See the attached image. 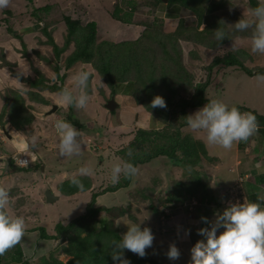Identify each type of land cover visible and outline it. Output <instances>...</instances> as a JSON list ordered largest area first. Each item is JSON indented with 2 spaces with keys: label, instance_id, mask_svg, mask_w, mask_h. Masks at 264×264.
<instances>
[{
  "label": "rangeland",
  "instance_id": "374dc122",
  "mask_svg": "<svg viewBox=\"0 0 264 264\" xmlns=\"http://www.w3.org/2000/svg\"><path fill=\"white\" fill-rule=\"evenodd\" d=\"M126 1H134L136 3L138 0H11L9 7L0 9V114L4 118V127L0 125V180L5 182V186L10 193L11 207L9 211L14 215L24 216L27 222V235L24 237L23 242L8 252L15 256L20 249L23 252L24 259L29 260L30 264H45L49 262L51 257L62 264H69L72 261V256L62 250L63 246H68L67 242L61 239L53 240L57 242L56 246L45 250V241L35 245L33 239L35 240L36 236L33 237L32 233L29 232L35 228H45L48 235H57L56 225L60 223L68 225L78 219L85 212L91 199L90 193L88 196L78 197L75 200L72 198H61L60 201L48 203L45 198L46 191L55 192L58 189L59 182L71 179L74 175L79 176L77 170L85 164H90L94 157H98L100 162L103 161V163L101 162L102 164L97 163L90 175L94 180V185H96L94 192H101L107 186L112 185L110 171L112 164L119 158L118 151L125 147L135 137L137 131L141 129L136 122L137 117L134 113L135 117H130L129 123H126V128L121 127L122 122H125L123 109L127 102L120 105L119 109L114 112H110L106 108L107 102L113 97L110 89L92 64L77 62L71 67H67L66 61L74 52L75 43L72 42L62 53L61 57L55 54L53 41L60 48L64 47L66 43L68 29L65 18L71 17L74 20H80L83 26L91 22L96 23V45L101 42L119 44L136 40L145 30V27L140 24L145 21H153L157 19V16L160 17L158 19L163 21L166 32L174 31L181 19L185 20L187 26L197 25L195 14L187 9H183L178 16L175 14L167 15V13L160 14L156 13L154 7L147 6L145 0H139L136 4L137 8L133 16L134 24L116 21L112 17L116 5L122 9V13L130 15V6L127 5ZM231 2L233 6H229L226 14L221 11L218 12L221 17L225 16L228 18L229 12H234L235 10H238L242 17L246 10L245 8L251 9L247 7L249 5L247 0H232ZM208 4L207 2L206 5ZM48 6L51 7L49 12H44V10L39 12L41 19L34 16L35 11ZM204 28L205 25L201 27V30ZM45 31L48 34H45ZM49 36L52 38V44L49 42ZM232 40L228 45L219 49H200L203 52L199 51V53L203 54L204 60L194 61L193 72L196 74V80L208 81L209 85L205 92L208 100L222 99L230 107H242L245 106V102L263 107L264 105L259 104H264V85L253 81L255 80L254 78H251L238 68L214 69L208 79L210 72L205 71L203 67L210 65L216 57H223L234 49H242L241 51L246 50L250 53L245 54L247 57L246 65L249 68L264 67V55L252 52L250 39L236 40L234 49H232L234 43ZM183 47L186 55L193 48V46L185 43H183ZM5 60L11 62L14 67L10 68L4 65ZM48 60L51 66L46 64ZM55 66L60 68V76L61 78L64 77L63 80H60L61 78L54 71ZM77 69L89 70L91 76L93 75L91 79L94 81V85L90 89L93 98L86 111L73 107L72 118L84 126L82 129L77 127V130L84 134L86 145L82 144L83 153L80 156L65 158L58 155L55 147L58 143V136L54 132L53 124L56 119L66 121L67 112H69L68 110L71 109V106H59L54 113L50 114L53 106L57 105L56 95H49L53 98H49L53 102L48 105L33 102V100H30V95H28L31 89L30 84L27 82L22 83L13 73L16 72L25 78L34 79L37 78V71H39L48 78V81H52L58 86L62 84L64 87L68 84L69 77ZM125 86H121L120 90L123 91ZM120 94L117 95L119 100L121 99ZM44 95H47V93ZM17 96L27 99L25 101V109L27 113L34 116L33 124L26 125L27 127L24 131H19L11 124L9 110L4 101L5 97L13 99L18 98ZM132 98H130V101H132ZM133 100L135 101L134 98ZM136 111V114L141 113V123L147 124L151 130L155 128L156 122H153V124L152 122L151 124L146 123L145 117L152 119L151 116L147 115L146 112H141L138 107ZM136 111L134 109V112ZM189 111V115H192L197 110L194 112L192 110ZM158 127L161 128L162 125L159 124ZM3 128L11 135H13V132H17L28 137L34 133L38 135L46 133V135L40 137L37 147H29V151L37 154L35 156L36 161L31 162L26 168H21L22 170H13L9 163L10 160L14 161V165L18 168L19 166L15 164V155L22 157L24 154L15 151V148L10 143L12 139L5 135ZM184 132L190 133L196 139L205 142L209 158H205L204 161L208 164H205L203 168H189L188 165L184 164L176 167L169 161L161 160V165L168 164L165 165L168 166L166 169L162 166L155 170H149L148 166L145 165V167H139L137 179L141 183H139V187L134 192L136 194L140 192V189L146 188V199L143 200V203L141 200V202H137V200L131 199L133 213L138 218V221L134 222V224L140 225L141 228L147 226V223L151 225L149 228H152L155 232H162L161 221L163 216L168 213L171 215L169 218L173 219V221L170 222L168 227L166 226V237H163L164 242L168 241L165 242L166 244L172 243L171 239H176L178 232L182 231L185 225H192L188 228V230H191L190 237L197 231V225L198 222H201V217H198L197 220H195V217L200 213L202 214V212H193L192 210L195 209L194 205H197L196 209L198 211H203V209L208 207L211 211L216 209L215 212H220V210L223 212L230 204L243 203L246 197L249 199V195L254 193L258 195L264 194V190L255 181L257 174H264L263 135L258 134L256 131L247 142L235 143L231 150H224L219 147L209 146L203 134L194 133L188 127L184 129ZM259 141H261V144ZM94 148H97V150H94ZM90 150H93L97 155L93 156ZM27 158L31 159L28 155ZM153 167L157 166L153 164ZM198 171L208 173L210 178L208 187L218 198L220 207L204 201L205 205L198 197H196L197 200L194 203L190 204V201L187 200L188 204H180L173 206V208L164 204L165 199L171 194L170 191L175 188L176 183L180 180L189 179L192 174L195 176ZM141 173L142 175L139 177ZM149 188L154 189L152 194L149 193ZM228 193L229 196H226ZM98 199V204L107 206H111L110 203L115 202L111 195L100 196ZM123 202H125L123 197H120L117 203L122 204ZM117 203H115L116 206ZM153 207H156L159 215L153 213L154 211L151 209ZM215 218L216 215H212L209 217V221H213ZM116 225L125 233L127 225H123L119 221L116 222ZM203 225L204 223H201L200 229ZM160 243L163 244V242ZM26 249L30 250L32 255H26ZM171 264H190V260L181 256L178 260H171Z\"/></svg>",
  "mask_w": 264,
  "mask_h": 264
},
{
  "label": "trees",
  "instance_id": "16d2710c",
  "mask_svg": "<svg viewBox=\"0 0 264 264\" xmlns=\"http://www.w3.org/2000/svg\"><path fill=\"white\" fill-rule=\"evenodd\" d=\"M138 1L136 3L134 1H126L127 5L130 6L129 16L126 13H122V9L116 5L112 17L122 23L134 24L133 16ZM231 1L167 0L166 2V0H145L147 6L154 7L156 13L160 14L167 13L178 16L183 9H187L195 14L197 25L187 26L185 20L181 19L174 31L166 32L163 21L158 19L160 17L157 16V19L153 21H145L140 24L145 27V30L138 39L119 44L101 42L96 45V23L91 22L83 26L80 20H74L71 17L65 18L68 29L66 43L64 47L60 48L53 41L55 54L61 57L65 49L72 42L75 43L76 48L66 61L67 67H71L77 62L92 64L110 89L112 97H116L121 91V86L126 85L123 92L133 97L144 111L155 118L158 125H162L161 128L158 127L152 130L139 129L135 137L118 151V157L121 160L130 162L137 167L147 165L158 158H164L176 167L184 164L188 165L189 168H203L205 164H208L204 161L205 158H209L205 142L196 139L190 133L184 132V129L187 128L184 118L189 115V110L194 112L209 102L205 96L209 85L208 81H197L196 74L193 72L194 61L204 60L203 54L199 53V51H202L200 49H219L228 45L232 39H250L251 29L245 32H237L234 27L228 26L235 25L237 21L243 18L238 10H235L236 13H234L235 11L229 12L228 18L225 16L221 17V14L218 13L221 11L226 14L229 6H233ZM207 2L209 3L208 5H206ZM247 2L249 4L247 7L251 9L257 7L259 3L258 0H247ZM43 10L44 12H49L51 7L48 6L35 11L34 16L41 19L39 12ZM220 21H224V24H220ZM203 25H205V28L201 30ZM219 28L223 29L228 37L222 42H218L215 39L214 32ZM45 34L48 33L45 31ZM51 39L50 37V43ZM183 43L193 46L187 55L185 54ZM241 50L234 49L229 51L225 56L216 57L210 65L204 66V70L210 72L208 79L214 69L221 70L233 67L238 68L250 77H254L256 74H264V67L258 66L254 70L246 65L247 57L245 54L250 53L246 50ZM46 64L51 66L49 60ZM4 65L10 68L14 67L11 62L6 60ZM54 71L61 78V70L58 66L54 67ZM37 72L38 76L34 79L25 78L16 72L13 74L22 83L27 82L30 84L31 89L28 94L30 95V100L35 103L48 105L52 101L46 98L44 94L46 92L58 93L63 88V85H55L52 81H48V78L42 72ZM91 78H93V75ZM63 79L64 77L60 80ZM156 96L164 98L167 105L166 108L151 107L152 100ZM17 97L13 99L5 97L4 101L9 110L11 124L19 131H24L27 126L33 124L34 116L27 113L25 109V101L27 99L22 96ZM237 108L242 113L251 112L256 116L259 127L257 132L264 137V116L245 106H238ZM68 111L66 122L71 123L76 128H84L79 121L73 120L72 114L74 111L72 106ZM0 125L4 127L2 114H0ZM94 150H97V148H94ZM130 150L132 151L131 157L128 156ZM91 153L93 156L97 155L93 150H91ZM9 163L13 170H22L14 165V161L10 160ZM195 174V176L193 174L190 175V178L185 181L180 180L176 183L175 188L170 191L171 194L167 196L164 204L173 207L183 204L184 201L192 197H198L201 202L206 201V203L220 207L218 198L208 187V182L210 181L208 173L198 171ZM72 178L59 182L58 190L62 196L66 197L90 192L91 199L85 212L68 225L61 223L56 225L57 235H48L45 228L32 229L29 233L37 234L35 240L33 239L34 244L61 239L68 243V246H63L62 250L72 256V261L69 264H116L110 255L112 251L111 242L113 240L119 242L127 231L125 233L121 231L116 222L119 221L125 225V220L132 223L138 221L137 216L133 213L131 199L137 200V202L142 201L143 203V200L146 199V188H139L140 192L135 194L134 190L139 187L138 180L135 178V187H132L133 181L126 179L122 175L117 184L109 185L101 192H94L96 187H94V180L90 175L76 176L85 186V191L81 192L71 183ZM255 181L259 186H264V174H257ZM148 190L150 194L154 192V189L149 188ZM104 195H111L115 202H111V206L98 204V198ZM120 197H123L125 201L122 204L117 203ZM257 197V193L252 194L249 196V201L260 202ZM115 203H117V206ZM207 208L201 211L202 217L209 218L213 215L212 211ZM151 209L154 214L159 215L156 207ZM208 226V224H204L202 228ZM219 234L220 231H218L217 235ZM190 239L193 247L204 237L199 236L196 231L191 235ZM124 258L129 260L130 264H160L147 252L146 256L141 258L125 249ZM0 264H30V262L24 259L23 252L19 249L15 256L11 252L0 256ZM45 264L62 263L55 261L51 257L49 262Z\"/></svg>",
  "mask_w": 264,
  "mask_h": 264
},
{
  "label": "clouds",
  "instance_id": "9594fccd",
  "mask_svg": "<svg viewBox=\"0 0 264 264\" xmlns=\"http://www.w3.org/2000/svg\"><path fill=\"white\" fill-rule=\"evenodd\" d=\"M10 3L11 0H0V9L9 7ZM245 9L243 18L235 25L228 26L234 27L237 32H245L251 29V50L253 53L264 55V0H259L258 6L255 8ZM220 24H224V21H220ZM214 33L218 42L228 38L221 28ZM232 41L234 42L232 49H234L236 40ZM254 79L258 84L264 85V74H256ZM15 80L19 81L18 79ZM92 85H94V81L91 79V72L86 69H77L69 77L68 84L56 93L57 105L72 106L78 110L86 111L93 98L90 91ZM111 99H115L118 103L116 97ZM166 106V102L161 96H156L151 103L152 108H166ZM184 119L192 132L203 134L209 146L224 150H231L235 143L247 142L259 129L255 115L251 112L242 113L237 107H230L218 98L209 99L204 107ZM53 128L56 136H58V143L55 147L59 156L65 158L78 157L83 153L82 144H86L84 134L81 131L63 119H56ZM43 135L46 133L39 135L34 133L28 137L22 133L13 132L10 143L16 152L30 156L33 162L37 154L29 151V147H37L38 141ZM128 156H132L131 150L128 152ZM17 164V166L28 167V162L21 159L17 161ZM93 171V164L90 163L80 167L77 174L89 176ZM138 174L139 168L137 166L117 158L116 162L112 164L110 179L113 184H117L120 176L123 175L126 179L133 181L131 186L135 187L134 181ZM71 183L81 192L85 191V186L76 178V175L73 176ZM226 196H229V193ZM257 199L260 202H251L246 197L243 203L230 204L222 214L216 213L214 221H209L207 217H201V222H198L199 228L197 225V234L204 239L198 241L191 248L190 264H264V194L258 195ZM196 200V197H192L189 199L190 204ZM187 202L186 200L183 204H188ZM194 206L195 209L192 211L196 212L197 205ZM10 207V193L5 182L0 180V256H4L9 250L20 245L27 235L25 217L12 214L9 211ZM163 217L165 222L162 223L161 221V224L163 226L162 232L165 233L167 224L173 219L169 218L171 217L169 213ZM201 223L210 225V229L209 227L200 229ZM124 224L128 227L127 233L119 242L116 240L111 242L112 251L110 255L116 264H130V261L124 258L125 249L141 258L145 257L146 249L153 246L155 239L154 231H151L150 228L141 230L140 225L132 224L126 220ZM183 228L187 229V225ZM221 228L225 230L217 235ZM190 232L191 230H188L185 235H190ZM36 235V233L32 234L33 237ZM56 243V241L45 242V250L54 248ZM25 254L32 255V252L26 249ZM166 255L170 260L180 258V251L175 243L169 246Z\"/></svg>",
  "mask_w": 264,
  "mask_h": 264
},
{
  "label": "crops",
  "instance_id": "0c3cea01",
  "mask_svg": "<svg viewBox=\"0 0 264 264\" xmlns=\"http://www.w3.org/2000/svg\"><path fill=\"white\" fill-rule=\"evenodd\" d=\"M168 15V14H167ZM251 78H254V77H251ZM252 80V79H251ZM253 81H256V80H253ZM124 91V90H123ZM123 91H120V100L118 99V97L116 96V100L118 101V103L120 104V105H122L123 103H125V102H127V104L124 106L125 108L123 109L124 110V112H123V118H124V120H125V122H122V126L121 127H125L126 128V123H129V119H130V117L131 118H133V116L135 117V115H136V117H137V119H136V122L138 123V125H139V128H142V129H144V128H146V129H149V126L147 125V124H144V123H141V120H140V116H141V113H138V114H136L137 113V107H138V109L141 111V112H146V111H144L143 110V108L141 107V106H139L134 100H133V98H132V101H130V98H131V96H129V95H126V93H124ZM47 93V95H45V97L46 98H52V97H50L49 95H52V94H54V95H56V93L57 92H46ZM48 96V97H47ZM56 98V97H55ZM53 99V98H52ZM243 100H245L244 98H243ZM52 101V100H51ZM55 101V100H54ZM132 102V103H130V102ZM247 101V100H246ZM53 102V101H52ZM245 104V107H247V108H249V109H251V110H255L259 115H261V116H264V106L263 107H258L257 106V104H251V103H248V102H245L244 103ZM130 105V106H129ZM259 105H264L263 103H261V104H259ZM58 106V105H57ZM59 107V106H58ZM134 109H135V111L136 112H134ZM133 113L135 114V115H133ZM144 114V113H143ZM146 114L147 115H149V116H151V114H149V113H147L146 112ZM146 119V123H149V124H151V122H152V124H153V122H156L157 123V121L155 120V118H153L152 116H151V118L152 119H148V117H145ZM152 120H154V121H152ZM158 127V123H157V125L155 126V128L154 129H156ZM260 142V144H261V141H259ZM264 143V142H263ZM92 144V143H91ZM91 151V150H90ZM98 158V157H97ZM165 161L166 159H164V158H159V159H156V160H154L153 162H150L149 164H147V165H145V166H148V169L150 170H155L156 168L158 169L160 166H162L164 169H166L168 166H165V165H168L167 163H165V165H161L160 164V161ZM102 163H103V161H101ZM101 162H99V159H98V164L99 163H101ZM101 163V164H102ZM153 164H155L157 167H153ZM145 166H141V167H145ZM139 168V167H138ZM161 168V167H160ZM141 175H142V173L139 175V177H141ZM136 179H137V177H136ZM138 180V179H137ZM138 182L139 183H141L139 180H138ZM94 187H96V185H94ZM261 189H263L264 190V186H259ZM55 195H57V196H59V200L58 201H60L61 200V198H68V199H70V198H72L73 200H75L76 198H78V197H82V196H88L89 194H90V192H86V193H80V194H76L75 196H72V197H66V196H62L61 194H60V192H59V190L57 189V191H52ZM254 194H256V193H254ZM258 195V194H257ZM209 210H210V208H209ZM201 211H198L197 210V212L196 213H200ZM219 211H216L215 212V210H213L212 211V213H213V215H216V213H218ZM219 213H223L221 210H220V212ZM156 217V216H155ZM198 217H202L201 216V213L200 214H198V216H196L195 217V220H197V218ZM208 220H209V218H208ZM215 220V219H214ZM213 220V221H214ZM199 221V220H198ZM200 223V222H199ZM132 224H134V223H132ZM145 225V224H144ZM146 225L147 226H145L144 228H149V227H151V225H149V224H147L146 223ZM170 225V222L167 224V226H169ZM141 227V226H140ZM209 227V229H210V225L208 226ZM144 228H141V230H143ZM188 228H189V226L187 225V229L186 228H183V230L182 231H179L178 233V236H177V238L175 239V238H172L171 239V242L172 243H165V242H168V241H165L164 242V238L163 237H166V235H165V233H163V232H155L154 230V235H155V239H154V241H153V246L152 247H150V248H147L146 249V252L147 253H149L150 255H151V257H154L157 261H159V263L160 264H171V260L170 259H168V257H167V255H166V253L169 251V246L171 245V244H173V243H175V245L177 246V248L179 249V251H180V258H181V256L182 257H184L185 259L187 258V259H191V252H190V250H191V248H192V244H191V239H190V236L189 235H185V233L187 232V230H188ZM151 230H152V228H150ZM126 230L128 231V227L126 228ZM225 229H223V228H221V229H219L218 231H220V234L224 231ZM127 231H126V233H127ZM160 242H163V244H161Z\"/></svg>",
  "mask_w": 264,
  "mask_h": 264
},
{
  "label": "water",
  "instance_id": "95a60500",
  "mask_svg": "<svg viewBox=\"0 0 264 264\" xmlns=\"http://www.w3.org/2000/svg\"><path fill=\"white\" fill-rule=\"evenodd\" d=\"M106 108L110 111V112H114L116 109L119 108V104L115 101V99H110L107 102ZM58 109L57 105L53 106V109L50 111V114L54 113L56 110ZM3 131L5 133V135L9 138L12 139V135L5 129L3 128ZM91 163L93 164V168L96 167L97 163H98V158L94 157L91 161ZM43 167H42V171H43ZM46 201L48 203H53L59 200V196L55 195L51 190H47L46 191V195H45Z\"/></svg>",
  "mask_w": 264,
  "mask_h": 264
},
{
  "label": "built area",
  "instance_id": "2783aa9c",
  "mask_svg": "<svg viewBox=\"0 0 264 264\" xmlns=\"http://www.w3.org/2000/svg\"><path fill=\"white\" fill-rule=\"evenodd\" d=\"M15 156H16V158H15V160H16V165H18V164H17V161H19L20 159H21L22 161H27V162H28V165L31 164V162H32L31 159L27 158V155H26V154H24V156H22V157H17V155H15ZM34 161H36V157L34 158ZM34 161H33V162H34ZM19 167H27V166H19ZM164 221H165V218L163 217V218H162V223H164Z\"/></svg>",
  "mask_w": 264,
  "mask_h": 264
}]
</instances>
